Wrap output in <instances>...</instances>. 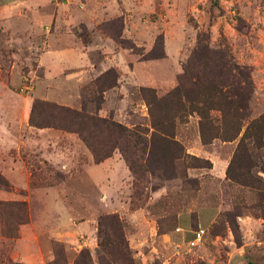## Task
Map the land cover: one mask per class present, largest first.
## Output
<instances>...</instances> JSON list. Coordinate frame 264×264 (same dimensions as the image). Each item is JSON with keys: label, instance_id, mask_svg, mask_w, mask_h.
<instances>
[{"label": "rangeland", "instance_id": "rangeland-1", "mask_svg": "<svg viewBox=\"0 0 264 264\" xmlns=\"http://www.w3.org/2000/svg\"><path fill=\"white\" fill-rule=\"evenodd\" d=\"M199 33L249 69L248 116L235 139L208 143L197 116H187L175 130L174 175L152 166L141 207L129 205L132 176L117 149L101 165L106 158L95 162L76 133L29 125L37 99L150 131L139 88L170 90ZM108 68L116 83L96 109L100 85L112 78L94 79ZM263 112L264 0H0V264H73L82 248L94 259L97 218L112 212L135 264H264L263 218L246 207L256 192L225 176L244 125ZM250 152L253 174L263 176L264 145ZM4 201H23L25 220ZM235 205L243 213L237 238L224 215ZM176 223L179 241L204 233L188 246H161L158 235Z\"/></svg>", "mask_w": 264, "mask_h": 264}, {"label": "trees", "instance_id": "trees-1", "mask_svg": "<svg viewBox=\"0 0 264 264\" xmlns=\"http://www.w3.org/2000/svg\"><path fill=\"white\" fill-rule=\"evenodd\" d=\"M213 2L216 4V0ZM207 38L206 33L197 34L196 45L182 64L176 84L170 90L158 96L151 87L139 88L147 105L150 131L141 126L126 127L111 118L89 113L84 105L81 109H74L37 99L31 105L28 123L37 128L51 127L76 133L90 150L95 162L110 156L117 149L132 176L133 189L129 205L139 208L144 202L137 203L136 200L141 198L145 187L143 183L148 180L147 172H151L154 167L165 172L163 177L166 179L174 175V160L179 156L176 155L179 143L174 138L175 130L179 123L185 122L187 116H197L202 143H208L213 138L235 139L248 116V100L252 92L249 69L236 63L226 46L210 47ZM107 76L112 79L100 85L96 109L102 99L101 92L115 85L117 75L114 69L108 68L94 79L96 83ZM44 106L48 108V113L42 110ZM212 112H218V116ZM263 145L264 112L244 125L226 166L225 176L236 184L255 190L256 202L246 207L259 212L264 230V166L260 168L263 176L253 174L256 163L250 152V149ZM0 185H7L1 174ZM3 204L17 214L22 213V217L18 215V223L25 220L23 201H4ZM241 214L242 210L237 205L224 212L227 216L225 223L235 238V217ZM96 238L98 250L94 259L87 248H82L73 264H135L124 236L123 223L117 213L98 216ZM55 257H59L57 252Z\"/></svg>", "mask_w": 264, "mask_h": 264}, {"label": "crops", "instance_id": "crops-1", "mask_svg": "<svg viewBox=\"0 0 264 264\" xmlns=\"http://www.w3.org/2000/svg\"><path fill=\"white\" fill-rule=\"evenodd\" d=\"M39 130H43V129H39ZM107 160H108V158H106V159H104L103 161H101V162H99V164H104L105 162H107ZM183 212V211H182ZM189 212V211H188ZM216 211L214 212V214H213V217H212V220H211V223L213 222V220H214V218H215V215H216ZM180 214V213H179ZM179 214L177 215V218H178V216H179ZM177 221V220H176ZM195 223H196V220H195ZM193 222H192V227H193ZM180 230V228L177 226V223H176V227L173 229V230H171V231H169V232H167V233H164V234H159L158 235V237L160 238L159 240H160V245L161 246H171V245H176V247L177 246H180V245H189L192 241H193V238H194V235H193V237L192 238H188V239H186L185 241H179L178 240V238H176L175 236H174V232H176V231H179ZM194 231L195 230H193V234H194ZM155 234V233H154ZM161 246H160V249H161ZM130 247L131 248H134L133 246H131L130 245ZM137 248V247H136ZM140 247H138L137 249H139ZM135 249V248H134ZM139 252V251H138ZM138 252H137V254H138ZM142 257L146 260V258H147V256L146 255H144V254H142ZM167 263V259H160V262H159V264H166Z\"/></svg>", "mask_w": 264, "mask_h": 264}, {"label": "built area", "instance_id": "built-area-1", "mask_svg": "<svg viewBox=\"0 0 264 264\" xmlns=\"http://www.w3.org/2000/svg\"><path fill=\"white\" fill-rule=\"evenodd\" d=\"M203 233H204V230L203 229H201V228L195 229V231H194V238H193V241L190 244H192L194 241L195 242L196 241H199L200 238H201V236L203 235Z\"/></svg>", "mask_w": 264, "mask_h": 264}]
</instances>
